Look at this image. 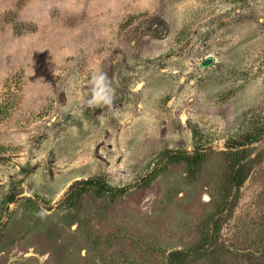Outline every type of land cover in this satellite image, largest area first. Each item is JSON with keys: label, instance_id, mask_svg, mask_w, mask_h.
<instances>
[{"label": "rangeland", "instance_id": "1", "mask_svg": "<svg viewBox=\"0 0 264 264\" xmlns=\"http://www.w3.org/2000/svg\"><path fill=\"white\" fill-rule=\"evenodd\" d=\"M0 264H264V0H0Z\"/></svg>", "mask_w": 264, "mask_h": 264}, {"label": "clouds", "instance_id": "2", "mask_svg": "<svg viewBox=\"0 0 264 264\" xmlns=\"http://www.w3.org/2000/svg\"><path fill=\"white\" fill-rule=\"evenodd\" d=\"M93 85L90 104H110L112 102V90L106 73L97 72L91 77Z\"/></svg>", "mask_w": 264, "mask_h": 264}, {"label": "trees", "instance_id": "3", "mask_svg": "<svg viewBox=\"0 0 264 264\" xmlns=\"http://www.w3.org/2000/svg\"><path fill=\"white\" fill-rule=\"evenodd\" d=\"M254 140H258V137H254L253 139H250L249 141H254ZM249 141L245 142L244 140L243 141L242 140H236V145L237 146H243ZM179 154H180V152L176 151V152L171 153L170 155L176 156V155H179ZM234 160H235V162L239 161L238 153L235 154V159ZM245 176H246V174H245L244 169L240 168V166H238V163L237 164L235 163L233 168H232V171H231V180H232V182L241 184L244 181ZM97 186H98L99 190H101V191H110V192H120V193H122L125 190L124 188H118L117 189V188H114V187H110V186H108L105 183H98Z\"/></svg>", "mask_w": 264, "mask_h": 264}, {"label": "water", "instance_id": "4", "mask_svg": "<svg viewBox=\"0 0 264 264\" xmlns=\"http://www.w3.org/2000/svg\"><path fill=\"white\" fill-rule=\"evenodd\" d=\"M214 60H215L214 56H211L210 58L204 59V60L201 62V65H202V66L209 65V64L212 63Z\"/></svg>", "mask_w": 264, "mask_h": 264}, {"label": "flooded vegetation", "instance_id": "5", "mask_svg": "<svg viewBox=\"0 0 264 264\" xmlns=\"http://www.w3.org/2000/svg\"><path fill=\"white\" fill-rule=\"evenodd\" d=\"M211 56H212V55H208V56L205 57L204 59L210 58ZM204 59H202V61H203ZM202 61H201V62H202ZM201 62H200V66H201V67H206V66H208V65L202 66V65H201ZM210 64H211V63H210ZM210 64H209V65H210Z\"/></svg>", "mask_w": 264, "mask_h": 264}]
</instances>
